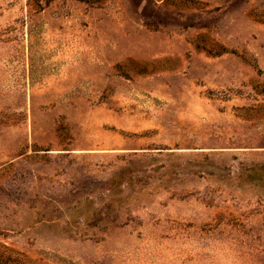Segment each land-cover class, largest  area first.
<instances>
[{
    "label": "rangeland",
    "instance_id": "obj_1",
    "mask_svg": "<svg viewBox=\"0 0 264 264\" xmlns=\"http://www.w3.org/2000/svg\"><path fill=\"white\" fill-rule=\"evenodd\" d=\"M0 264H264V0H0Z\"/></svg>",
    "mask_w": 264,
    "mask_h": 264
}]
</instances>
